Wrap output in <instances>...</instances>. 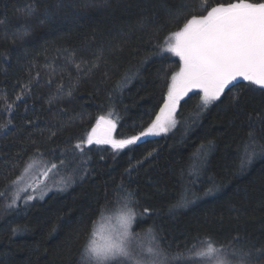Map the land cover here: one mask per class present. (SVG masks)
I'll return each instance as SVG.
<instances>
[{"label": "trees", "instance_id": "obj_1", "mask_svg": "<svg viewBox=\"0 0 264 264\" xmlns=\"http://www.w3.org/2000/svg\"><path fill=\"white\" fill-rule=\"evenodd\" d=\"M61 2L65 6L56 15L43 16L46 4ZM228 2L168 0L174 8L188 5L182 9L186 16L203 14L202 5ZM155 3L0 0V264H81L92 224L103 213L123 207L114 196L119 185L134 192L138 201L134 231L158 228L169 261H205L188 250L194 253L202 247L198 241L208 237L229 248L238 235L232 248H264V156L240 169L249 134L264 143V91H248L247 82L233 90L241 95L239 105L222 97L196 118L200 98L199 90L193 91L180 100L176 126L168 133L119 152L93 145L85 148L86 155L73 154L77 140L110 109L120 116L114 134L119 139L139 133L163 106L169 82L165 71L169 76L177 71L180 60L171 53L162 60L154 49L184 17L169 21ZM29 5L41 14L30 21L31 35L21 39L19 17ZM145 57L151 58L141 65ZM70 58L81 63L79 74ZM137 68L140 74L121 90L125 74ZM37 72L39 78L33 79ZM61 78L63 89L57 87ZM29 80V90L22 94ZM50 96L55 97L52 103ZM6 102L13 104L11 114L5 111ZM210 142L206 166L191 177L192 158ZM37 149L43 157L35 156ZM30 158L57 164L62 158L65 168L77 175L83 168L87 175L65 191L53 190L27 206L6 210L12 191L8 186ZM186 190L192 203L173 208Z\"/></svg>", "mask_w": 264, "mask_h": 264}, {"label": "snow or ice", "instance_id": "obj_2", "mask_svg": "<svg viewBox=\"0 0 264 264\" xmlns=\"http://www.w3.org/2000/svg\"><path fill=\"white\" fill-rule=\"evenodd\" d=\"M64 6L62 2L53 6L46 4L42 14L46 18L54 16L57 9ZM72 6L71 4L66 5V7ZM153 6L164 9L169 21H178L184 17L183 23L177 30L171 32L154 49V55L162 60L169 53L179 57L180 60V67L177 71L170 76L165 71L169 82L159 114L139 133L117 139L113 134L120 116L112 108L107 115L98 116L91 130L77 140L73 145V154L86 155L85 148H91L93 145H107L111 150L119 152L137 145L145 138L168 133L176 126L175 113L180 100L193 90H199L196 94L200 98L197 111L194 113L196 118L210 105L220 102L222 97L230 99V103L234 105H239L241 95L233 90L240 89L244 82H247L248 91H255L257 88L264 91V0H229L226 4L217 3L211 7L205 4L201 6L205 9L203 14L190 16H186L182 11L188 8V5L174 8L169 6L168 0H156ZM39 14H41L40 9L35 5H29L20 14L19 19L23 21L20 25L23 33L21 39L31 35L30 21ZM3 22L0 21V23ZM150 58L145 57L141 65ZM70 59L79 74L81 63H76L74 58ZM92 67H96V64ZM139 74V68L125 74L118 87L123 90ZM38 78L39 72L33 79ZM69 79H71L70 76ZM52 82L53 80L49 79L50 86ZM30 83L31 80L24 85L22 94L29 90ZM57 87L64 88L63 78L57 81ZM71 94L70 89L68 95ZM20 99V95L15 97L17 101ZM54 99L55 97L50 96L49 103H52ZM5 111L11 114L13 104L6 102ZM211 147V142L208 146L202 145L199 153L192 158L189 171L191 177H198L203 171ZM43 155L37 149L35 156L43 157ZM151 155L152 153L149 152L144 158L147 159ZM257 156H264V143L258 142L257 137L250 133L248 141L242 146L240 169H245ZM34 164L35 159L30 158V161L25 162L20 175L10 182L8 187L14 189V194L10 197L6 210L16 209L20 204L27 206L34 200L43 199L48 192L53 190L65 191L76 182L77 178L83 179L87 175L83 168L78 170V175L74 171H67L65 175H61L65 164L60 158L59 164L55 161L48 164L41 175L43 180L49 181L51 172L53 173L52 179L41 184L39 180L25 179ZM209 191L211 192L212 189ZM0 196H3V193H0ZM114 196L123 204L119 227L111 231L107 238L102 239L98 223H93L88 239L81 248V264H169V253L160 245L161 238L158 236V228L150 226L146 229L150 236V244L146 253L143 250H137L130 243L132 226L137 219L134 206L138 204V201L135 199V193L119 185L114 190ZM191 196L192 194L186 190L173 208L185 207L192 203ZM148 212L149 209L145 208L144 214ZM98 214H100L99 210ZM16 230L13 229V231ZM239 239L238 235L233 237V240L229 241V248H226L224 245H216L211 237L203 238L198 241L202 247L194 253L192 249H189L188 255L194 254L196 257L203 258L207 264H264V248L253 250L244 245L232 248L231 245L234 242L238 243ZM192 247L195 249L196 245Z\"/></svg>", "mask_w": 264, "mask_h": 264}, {"label": "rangeland", "instance_id": "obj_3", "mask_svg": "<svg viewBox=\"0 0 264 264\" xmlns=\"http://www.w3.org/2000/svg\"><path fill=\"white\" fill-rule=\"evenodd\" d=\"M193 91H197V90H193ZM177 109H178V107H177ZM176 112H177V110H176ZM158 114H159V112H158ZM175 119H176V113H175ZM176 121H177V119H176ZM172 129L173 128H171L170 130H172ZM114 134H115V132H114ZM34 159H35V164H34L33 168L31 169V171L28 173V175L25 177V179L28 181L39 180L41 184L49 182L52 179L53 173H51V172L49 173V181L43 180L41 174L46 170V168L50 162L46 161V160L37 159V158H34ZM77 170H79V169H77ZM67 171H72V170L64 168L61 170V175H65ZM11 190L12 191L10 192V197L14 194V189H11ZM9 201H10V199H9ZM122 211H123V207H121V208L116 207V208H113L112 210H109V211L102 214L101 218L97 222L98 227L100 228V231H101V238L102 239L107 238L110 235L111 231L116 230L119 227V217H120V214L122 213ZM130 243L132 246L136 247L137 250H143L146 253V249L150 244L149 233L146 231H144V232L136 231L135 232L133 229V226H132V236L130 238ZM141 246H142V248H141ZM200 248H198L197 250H199ZM181 262H182V264H184V263L185 264H207L206 260L205 261H196V262H194V261H181ZM177 263H178L177 261H169V264H177Z\"/></svg>", "mask_w": 264, "mask_h": 264}]
</instances>
